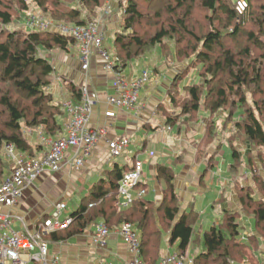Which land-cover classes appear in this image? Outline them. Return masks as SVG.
<instances>
[{
	"label": "trees",
	"instance_id": "trees-1",
	"mask_svg": "<svg viewBox=\"0 0 264 264\" xmlns=\"http://www.w3.org/2000/svg\"><path fill=\"white\" fill-rule=\"evenodd\" d=\"M102 1L32 0L42 15L58 25L68 26L88 24L83 12H94ZM152 1L145 0L146 3ZM243 1L245 5L240 9L234 0H175V5L168 3L164 9L168 22L150 35L140 32L139 28L149 19L154 22L160 19L162 12L148 16L142 12V1L129 0L122 26L114 33L113 54L118 58L116 68L122 71L148 48H159L163 53L169 48L165 47L168 45L165 40L172 41L174 48H169L172 58L176 62L188 61L182 72L175 73L167 91L169 103L179 110L173 113L162 103L158 113H165L167 123L176 126L177 117L186 116L187 120L197 116L204 106L211 119L202 140L206 142L215 136L218 119L215 115L219 111H228L226 120L234 119L237 111H241L243 117L235 126L244 142L264 149V0ZM17 5L21 8L18 12L24 13L20 17L25 24L32 14H26L30 9L27 0H0V34H6V39L0 40V184L8 168L3 156L6 143L27 151L30 145L23 128L44 126L49 133L61 130L58 118L63 111L49 92L55 69L43 52L56 48L67 50L75 43L73 38L55 29L9 30ZM195 6L207 12L204 21L208 28H201L202 33L190 23ZM184 40L187 46L182 47ZM190 69L195 72L191 77ZM68 87L74 99L80 101L81 87L74 83H69ZM182 93L185 95L180 100L178 96ZM176 128L180 131L178 126ZM259 153L262 158V152ZM197 157H202L200 150ZM233 157L236 162L233 168L237 170L240 161L237 150H233ZM125 172L116 166L107 179L93 187L72 213L73 221L66 227V235L85 229L97 219L104 220L111 229L131 222L140 231L144 261L158 264L155 261L163 248L161 230L164 227L170 232V242L178 241L180 253L186 254L193 239L197 214L181 212L174 170L166 165L158 166L157 177L164 183L163 199L158 207L148 198V184L141 182L138 187L146 190L144 196L122 210L116 206V195ZM237 189L245 211L255 214L257 227L264 232V202L252 196L250 188ZM238 215L236 211H223L222 223L205 232L203 250L193 257V264H234L248 255L247 245L241 240ZM51 236L58 237L57 233Z\"/></svg>",
	"mask_w": 264,
	"mask_h": 264
},
{
	"label": "crops",
	"instance_id": "crops-1",
	"mask_svg": "<svg viewBox=\"0 0 264 264\" xmlns=\"http://www.w3.org/2000/svg\"><path fill=\"white\" fill-rule=\"evenodd\" d=\"M25 29L29 28L25 25ZM115 31L109 29L108 37L105 39V45L110 47L111 51H113ZM63 51L71 55L72 63H69L68 66L64 63L66 71L63 73L60 71V74L65 78H61L63 80L55 82L49 87V92L52 93L55 102L61 105L63 111L58 118L61 130L49 133L44 126L23 128L30 145L27 152L42 154L49 149L53 140L66 135V127L71 116L64 109L63 104L67 99L75 100L68 87L69 83H74L78 87L88 86L91 96L95 99L89 125L92 128L102 127L106 132L82 169L77 170L69 163L74 149H68L62 170L45 174L35 185L25 191L15 208L4 207L3 210L23 217L27 227L31 230L44 215L52 210L53 205L58 201L64 200L67 203V212L64 216L72 215L79 208L83 199L91 193L93 187L102 179L109 177L110 171H113L116 166L122 168L124 172L130 170L134 156L138 154L144 161L143 182L148 184V198L156 202V207L163 199L164 187L163 181L157 177V170L159 165H166L175 172L174 182L177 194L181 198V212L192 211L197 214L193 239L185 255L193 259L203 250L202 241L205 232L222 223L223 211L227 209L238 212V221L242 227L241 240L247 245L248 255L234 264H264V232H261L257 227L255 214L245 211L239 200L237 188H250L252 196L262 202H264V190L262 188L255 189L250 177L247 179L248 185H243L238 180L244 175L247 177L248 170L246 174L236 175L235 172H240V170L233 168L236 162L233 157L232 145L227 141V138L220 145V149L213 159L210 157L209 159L198 158L196 147L203 139L202 130L196 131L194 138L189 139L184 132L171 127L157 111L158 106L162 103L167 105L169 101L167 91L175 75L169 67L175 65L176 61L170 58L169 63L164 59L162 51L156 48L152 54L144 56L143 59H134L129 62L122 70V74L126 78L129 80L136 78L146 70L150 71L151 78L141 91L139 102L134 107L118 108L110 105L107 100L108 96L114 93L113 76L104 69L102 59L98 55L95 56L89 71L85 72L80 67L79 52L75 45H70L67 50ZM58 53L54 49L50 54H46L55 70L62 68L59 63H54ZM75 102L78 101L75 100ZM240 112L237 111V113ZM237 113L234 118L236 121L239 120ZM169 127L171 129H168ZM227 132L228 130H225V134ZM122 137L131 138L127 152L110 160L108 141ZM225 145L228 146L231 155L227 160L222 159L224 162L222 164L218 157L222 155V147ZM212 154L209 153V156ZM8 174L9 167L5 170L4 179ZM260 174H263L262 170ZM197 198L202 200V205L199 208H196ZM71 204L75 206L74 210H70ZM100 222H104V220L97 219L85 229L69 236L66 235L67 228L54 232L58 237L55 239L51 236L52 234L48 237L50 250L60 254L63 264H92L99 257H105L115 264H128L133 255L128 245L117 235L115 230L112 229L113 232L105 247H95L92 244L91 238L96 225ZM13 225L17 230H25L19 220H15ZM162 229L163 248L155 263L160 262L169 253L180 252L179 242L171 243L170 232L164 227ZM63 235L66 236L60 237Z\"/></svg>",
	"mask_w": 264,
	"mask_h": 264
},
{
	"label": "built area",
	"instance_id": "built-area-1",
	"mask_svg": "<svg viewBox=\"0 0 264 264\" xmlns=\"http://www.w3.org/2000/svg\"><path fill=\"white\" fill-rule=\"evenodd\" d=\"M25 25L34 30H53L68 35L76 42L81 69L88 72L95 56L102 59L104 69L113 78L114 93L107 100L118 108H131L139 102L140 93L150 81L147 71L132 79L126 78L116 67L118 58L111 48L105 45V33L97 22L82 26L58 25L48 17L38 13L29 14ZM81 99L78 102L67 99L63 106L71 118L66 127V135L56 138L42 154H30L22 151L13 143L4 145V158L8 162L9 174L0 184V264H63L60 254L50 250L47 239L51 234L68 227L72 215L64 216L67 203L64 200L53 205L52 210L44 215L33 230L29 229L23 217L3 210L15 208L24 193L47 173L59 172L63 168L68 149L74 153L69 163L77 170L84 167L99 140L106 130L89 125L95 99L87 85L81 86ZM168 129H171L170 127ZM130 137L108 141L109 159L113 160L124 153L131 143ZM144 161L136 154L132 168L123 174L118 184L116 206L126 209L135 199L144 196L146 190L139 188L143 182ZM91 204L90 206H92ZM21 221L25 230H17L13 223ZM128 245L133 255L128 264H147L142 257V238L138 229L131 222H123L113 229ZM113 230L105 223L96 225L91 242L95 247H105ZM92 264H115L99 257ZM158 264H193V259L180 252L165 255Z\"/></svg>",
	"mask_w": 264,
	"mask_h": 264
},
{
	"label": "rangeland",
	"instance_id": "rangeland-1",
	"mask_svg": "<svg viewBox=\"0 0 264 264\" xmlns=\"http://www.w3.org/2000/svg\"><path fill=\"white\" fill-rule=\"evenodd\" d=\"M128 1L129 0H103L102 5L98 9H96L94 12L87 14V11H84L83 15L87 16L89 23L97 22L100 25V27L102 28V30H104L105 38L107 39V37H108L107 31L109 29L115 31V30L121 28L124 10L128 6ZM139 1H142V4H143L142 12L148 16L154 15L160 11L162 12V17L160 19L155 20V22L152 21L151 19H149L146 23L144 22L142 27L139 28L140 32L145 33V34L150 33V35H153L158 30L159 27H161L162 25H164L168 22L167 21L168 14H166L167 12H164V9H166L165 8L166 5L168 3H172L174 5L176 4L175 0H153L150 3H146L145 0H139ZM234 1H235V5H237L240 9H242L245 5L243 0H234ZM27 2L29 3L30 9L28 11H26V14L27 13L28 14L34 13V12H36V14L42 13L41 10L36 8V6L32 2V0H27ZM19 7L20 6L17 5L18 10L14 15V20L10 25H8V29L11 31H14V30L23 31V30H25L23 18L20 17V15L21 14L23 15L24 13L18 12L21 9ZM206 13H207L206 11H203V10L197 8V9H195V12L193 13V16L190 20V23L196 28V30L198 32H201L202 29L206 30L208 28L206 21H204V15H206ZM27 30H29V29H27ZM4 39H6V34H0V40H4ZM165 42L168 44L165 47L169 46V48H170V46H171L172 48H174L173 47L174 43L172 41L166 39ZM71 45L76 46L77 44L75 42ZM181 45H182V47L187 46V40H184L181 43ZM169 48L163 50V57L166 61H168L170 63V58H172V53L169 51ZM55 50H57V53L58 52L59 53L57 56H55L56 59H55L54 63L55 62L59 63V66L62 65L61 66L62 68H60V70H54L53 76L51 78L52 79L51 85H53L55 82H59L60 80H63L61 78H63L64 76L61 75L60 73L61 72L63 73L64 71H66L65 65L68 66L69 63H72L71 55L69 53H67L63 50H60L58 48H56ZM153 51H154V48H148L147 52L145 54L144 53L139 54L135 60H141L144 58V56L146 57L149 54H152ZM113 52H114V49H113L112 53ZM47 53L50 54L51 51H45V52H43V55L46 56ZM78 57H79V55H78ZM64 63H66V64L64 65ZM174 63H176V64L171 65L170 67L168 64V67L170 70H173L174 73H177L179 71L182 72L185 69L188 61L187 60L186 61L185 60L184 61L179 60V62H174ZM80 67H81V65H80ZM146 71L148 72V74L150 76L151 75L150 71H148V70H146ZM174 73H173V75H174ZM194 73H195L194 69H190V73L188 75H190V77H191ZM173 75H172V77H173ZM150 78H151V76H150ZM64 81H65V79H64ZM184 95H185V93H182L181 96H178V99L181 100V97L184 98ZM158 107H157V109H158ZM166 107H168L170 109V111L173 113H174V111L179 110L178 107H175V106L173 107L169 103V101L167 102ZM227 113H228V111H219L218 114L215 115L216 119L218 118L216 120L217 122H216L215 136L213 137L212 140L207 139L208 141H206V142L200 140L199 144H197L198 146L196 147V151L200 150L202 152V157H201L202 159L203 158L209 159V157H210L209 153H213L211 156H215L217 154V151H219V149H220V145L227 138V141L232 145L233 150H237L239 152V156H240V161L238 162L240 172L236 171L235 172L236 175L237 174L241 175L244 173L246 174V171L248 170L247 177H245L246 175H244V177H240V178H238V180H240L243 183V185H248L247 179H248V177H250L251 181L253 182V184L256 187L255 189L260 190L262 188L264 190V179H263L264 178V149H260L255 145L248 144V143L244 142V138H243L242 134L238 132V130L235 126L236 120L235 119L226 120ZM237 114L239 116L238 119L240 120L242 112L237 113ZM160 115L163 119H166L165 113H160ZM224 119H225V121H222ZM219 120H221L222 122ZM210 122H211L210 112L204 106H201V110L199 111V114L197 116H191L190 118H188L186 120V116L181 115L180 117H177V122H176L177 125L176 126L171 125V127L176 128L178 126L180 131L184 132L189 139H193L196 131H198L200 129L204 133L203 136H205L206 131H207V127L209 126ZM220 122H221V124H220ZM231 125H232V127H230ZM225 130H228L227 134H225ZM230 141L233 142V144ZM192 142H193V140H192ZM201 143H202V146H201ZM260 151L262 152V156H263L262 158L259 157ZM222 152H223L222 155H219L218 159H220L221 163L223 164L224 162L222 159H224V160L229 159L231 154L229 152L228 146H226V145L222 147ZM3 155H4V152H3ZM4 160L7 162V160L5 158H4ZM7 164H8V162H7ZM261 170L263 171V174H260ZM197 200H198V205L196 206V208H199L200 205H202V200H199V198H197ZM74 207L75 206L73 204H71L70 210H74L73 209ZM196 210H198V209H196ZM47 239L49 240V238H47Z\"/></svg>",
	"mask_w": 264,
	"mask_h": 264
}]
</instances>
